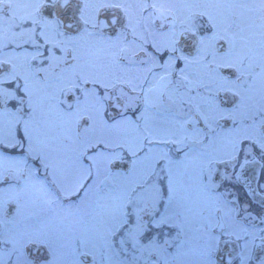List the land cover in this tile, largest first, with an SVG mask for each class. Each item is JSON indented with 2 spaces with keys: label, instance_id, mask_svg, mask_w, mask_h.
<instances>
[{
  "label": "snow or ice",
  "instance_id": "6c2138e0",
  "mask_svg": "<svg viewBox=\"0 0 264 264\" xmlns=\"http://www.w3.org/2000/svg\"><path fill=\"white\" fill-rule=\"evenodd\" d=\"M0 264H264V0H0Z\"/></svg>",
  "mask_w": 264,
  "mask_h": 264
}]
</instances>
